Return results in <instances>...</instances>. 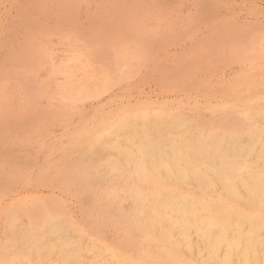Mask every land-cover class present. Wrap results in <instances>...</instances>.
<instances>
[{"label": "rangeland", "instance_id": "1", "mask_svg": "<svg viewBox=\"0 0 264 264\" xmlns=\"http://www.w3.org/2000/svg\"><path fill=\"white\" fill-rule=\"evenodd\" d=\"M141 11H142V13H141ZM202 13H204V14H202ZM131 24H133V25H131ZM262 29L264 30V0H0V96H1L0 97V101H1L0 102V137L2 138V139L0 138L1 139L0 140V178L2 177L0 180V186H1L0 191H2V192H0V198L2 199V200L0 199V204H1L0 208L2 207L0 209V218H1L0 219V222H1L0 223V233H1L0 234V248L2 247L1 249H3V250L0 249V255H1L0 256L1 257L0 258V264H13V263L14 264H23V262L18 259L19 258L18 253H19L20 247H21L20 242L22 240L21 236H24L25 233H27V234L30 233V231L33 228V226H31V222L33 219L35 220L36 218H38V215L40 217L41 215H45V214H47L49 217L51 216L50 218H55L54 221H56L55 223L59 224L58 227L61 229L65 239H67L68 241H70L72 243H75L76 240L77 241L79 240V242H76L75 246H78L80 249L86 250V249H89L91 245H93V246L97 247V250L101 251V250L106 249V250H109L108 252H111V254L118 252V251H120L121 253H127L128 249H126V248H128V243H127L128 236L139 239V233L134 228V224L132 223V220H131L130 201L127 197L128 193H127V191H125L127 188L122 181H120L119 179H117V177H115V175L107 174L104 166H102L103 162L99 159V153H98L96 147L93 148L88 143H85L84 141H82L81 140L82 134H85V132L88 130H92L95 124H98L101 122H107V125H108V124H111L113 122L121 123L125 120H130L133 118H139V113L143 110H146L147 113H149V114L152 113V115H155L158 113L181 114L182 116H185L187 118L191 117L190 119L200 123L199 125L207 126V125H210V123H212L213 121H216L220 117V116L218 117L216 114H218V115L224 114L226 111L229 110L230 107L231 108L236 107L237 109H246L247 107L248 108H252V107L264 108V102H262V101H264V81H261V80H264V78H262V77H264V73L262 72V71H264V64H263L264 60H262V59H264V58H262V59L256 58V55L259 54L261 52L260 49H262V41L263 40L261 41V39H263V38L262 37L260 38V35L262 33L264 34V31H261ZM153 31H154V33L152 34L151 32H153ZM248 31H250V35L248 34ZM245 32H247V33H245ZM260 32H261V34H259ZM171 34L173 37L171 36ZM240 34H244V35H240ZM263 34H262V36H263ZM245 35H246V39L244 40ZM147 36H149V37L147 38ZM168 36H170V38H168ZM247 36H248V38H247ZM129 37H130V39H129ZM131 38H135V42ZM138 38L140 41L138 40ZM151 38H152V40H151ZM255 38H257V39H255ZM249 39L252 41H250ZM143 40H144V43H142ZM236 40H238V43L240 40L241 44L240 43L238 44L236 42ZM253 40H255V41H253ZM257 40L259 42V47H261V48L258 47V49H256L257 48L256 45L258 46ZM248 41H250L252 44L249 43ZM234 42H235L236 47H235V45L232 46V44H234ZM246 42L249 44H247ZM253 42H255V43H253ZM137 43H138V45H137ZM66 44H68V45H66ZM56 45H57V47H56ZM115 45H116V47H115ZM143 45H144V47L142 48L141 46H143ZM227 45H228V47H227ZM240 45H243V46L241 47ZM246 45L247 46L250 45L249 46L250 48L247 47ZM125 46L128 49H126ZM134 46H135V48L136 47H138V48H136V50H135ZM64 47H66V48H64ZM144 48H146V49L143 52L142 49H144ZM230 48H232L234 50V52H231L232 49H230ZM247 48H249L248 50H251L252 53L255 52V53H253V57H255V58L252 59V61H251V59H249L251 64L247 63V61H248L247 57H252V53L250 51H247ZM46 49H47L48 54L46 52ZM48 49H50V50H48ZM115 49H119V50L123 49V50L122 51L120 50L121 53H118L119 50H117V52H116ZM40 50H41V53H43L45 56H43V54L40 53ZM76 50H77V52H76ZM93 50H95V51H93ZM130 50L132 51L131 52L132 55H130ZM226 50H227V52H226ZM237 50H239V52L241 53L240 54L238 52L240 54V56L236 52ZM60 51L63 52V56L65 55L64 57H66V58H64L62 56V53H60ZM123 51L125 52L124 54H127L126 56L123 55ZM108 52H109V54H108ZM246 52H250L251 54L246 53ZM38 53H40V55ZM90 53H94V54H92L93 56L91 55V57H92L91 59L89 58ZM133 53L136 54V57ZM231 53L233 56L235 55L234 58L231 55ZM78 54H80L79 57H78ZM142 54L146 57L145 59H144V56ZM195 54H197V55H195ZM71 55H74V56H71ZM75 55L77 56V58ZM116 55H118L120 59L124 58V60L122 59L123 60L122 64L126 63L124 66L120 63L121 61L119 60V58L117 59ZM128 55L130 57H132L131 61H127V60H130ZM140 55H142L141 59H143V61L139 60ZM244 55H245V57H244ZM40 57H41V59H40ZM47 57L50 60H48ZM61 57L64 59H61ZM74 57H75V59H73ZM81 57H83V58H81ZM115 57H116V60H115ZM235 57H237V58H235ZM241 57L244 60L240 61ZM43 58L44 59L46 58L48 61L46 59H45L46 60L45 61ZM57 58H59L62 62H64L65 65L61 61L57 62V60L59 61V59H57ZM79 58H80V60H79ZM85 58H87L89 60L87 61V59H85ZM246 58H247V61H246L247 64L244 62ZM70 59H73V62H72V60L70 61ZM77 59H78V61H77ZM83 59H84V61H83ZM125 59H127L126 62H125ZM74 60H76V61L74 62ZM90 60L93 61V63ZM230 60H231V62H230ZM238 60H239V62H238ZM49 61H51V62H49ZM67 61H69V62L66 63ZM114 61H116V62L114 63ZM140 61H141V63H143L142 65H140L141 64ZM254 61H256L257 63ZM259 61H261V62H259ZM78 62L80 64H78ZM106 62H108L107 65H106ZM132 62H134L136 64H134ZM86 63L88 66L84 67V65H86ZM127 63H129L130 67ZM208 63H210V64H208ZM254 63H255V65H254ZM39 64H40V66H39ZM81 64H83L82 67H81ZM103 64H105V65L103 66ZM112 64L115 65V67L117 65V68L120 66H123V70H124V68L126 69V66H127L128 69L124 70V73H122V77L124 75L125 77H123V78L125 80L122 77H120L119 78L120 81H119V79H117L116 82H112L114 80L111 79V82H112L111 83L110 79H109V82L105 83L106 86H104V84L100 85L101 79L105 75H110L113 73L114 70L115 71L117 70V68H115V67H113L114 69L112 68ZM138 64H139V67H138ZM240 64H242V65H240ZM258 64H260V65H258ZM48 65H52V66L50 67ZM131 65L134 67H135V65H137V66L134 68ZM248 65L252 66V68L251 67L247 68ZM58 66L60 67L59 69H58ZM89 66L91 68H89ZM242 66H244V67H242ZM39 67L40 68L42 67L41 68L42 70L39 69ZM55 67H57L58 70ZM61 67H62V69H61ZM64 67H66V68H64ZM67 68H68V70H67ZM69 68L72 70H70ZM83 68H85V69H83ZM106 68H107V70H106ZM132 68L134 70H132ZM92 69H93V72L91 71ZM103 69L105 72L104 74L102 73ZM110 69H113V70L108 71ZM255 69H257V70H255ZM49 70H51V71H49ZM88 70H89V76H91V79L88 76ZM98 70H100V72L102 71L101 75H100V72ZM123 70H122V72H123ZM44 71H46V72H44ZM62 71H64V72L66 71V72L64 73ZM68 71L70 73L72 72L73 75L70 74ZM125 71H126V73H125ZM51 72H52V74H51ZM108 72H109V74H107ZM257 72H258V74H257ZM65 74L69 75V76L65 77ZM86 74H87V76H86ZM95 74H97V75H95ZM50 75H53V76H51L52 79H50L51 78ZM98 75H100V76H98ZM243 75H245V77ZM96 76H97V78H96ZM239 76H241V77H239ZM252 76H255V77H252ZM64 77H65V79H64ZM77 77H79V78H77ZM209 77H211V78H209ZM85 78L87 79L86 82L84 81ZM234 78H235V80H233ZM67 79L68 80L70 79V80L67 82L66 81ZM76 79H78V81ZM249 79H253V80L251 81ZM44 80H46V81H44ZM47 80H48V82H47ZM53 80L55 81V83L53 82ZM88 80L91 82V85H90V82H87ZM92 80H94V81H92ZM231 80H233L234 82ZM37 81H39L40 83L39 82L37 83ZM50 81H52V82H50ZM63 81L66 84H64ZM211 81L213 84L211 83ZM94 82L96 84H94ZM246 82H248V83H246ZM34 83L37 85H35ZM46 83H47V86H45ZM69 83H71V84H69ZM80 83L83 85H80ZM68 84L70 85L69 87L67 86ZM87 84H89L88 86H97L98 91H100L101 90L100 88H102V90H101L102 94H101V91L98 92L99 93L98 94L99 97H98L97 91H96V94L94 96L85 97V98L79 99V100L78 99H71L70 100V99L66 98L67 92L70 93V92H72L73 89H75L77 87L78 88H81V87L85 88V86ZM41 85L43 87H41ZM56 85H57V87H56ZM98 85H100V86L98 87ZM217 85L219 87H215ZM238 85H239V87H238ZM245 85H248L249 88ZM29 86H30V88H31V86L36 87V88H34V89L31 88L32 89L31 90L30 88H28ZM205 86H207V87H205ZM222 86H225V87H222ZM208 87H209V89H208ZM205 88H207V89L205 90ZM216 88H219L218 91ZM48 89H49V91H48ZM50 89H51V91H50ZM54 89L57 90L58 92L57 91L54 92L55 91ZM226 89L228 91H226ZM233 89H234V94L236 93L235 95L232 92ZM23 90H24V92L25 91L28 92V90L30 92H28V95H27L26 92L23 93ZM44 90H46V91H44ZM66 90H67V92H66ZM199 90H201V92ZM21 91H22V93H21ZM31 91H34V92H32V93H34L33 95L31 94ZM207 91L208 92L210 91V92L208 93ZM222 91H224V93ZM229 91H231V92H229ZM104 92H105V94H104ZM190 92H192V93H190ZM202 92H203V94H202ZM29 93H30L31 97H29ZM45 93L51 99L47 95H45ZM217 93H218V95H217ZM231 93H232V96H231ZM245 93H247V94H245ZM50 94H52V96ZM59 94H61V95H59ZM63 94H64V96H63ZM219 94H223V95H219ZM224 94H225V96H224ZM241 94L247 95V96H245V98H244V96ZM205 95H207V96H205ZM200 96H202V97H200ZM237 96H239V97H237ZM259 96H260V98H259ZM36 97H38V98L36 99ZM55 97H56V99H55ZM126 97H128V98H126ZM179 97H181V99ZM209 97H211V98H209ZM202 98H204V99H202ZM27 99H28V101H27ZM30 99H31V104L33 103L32 105L34 107V110L32 108V105L28 104V103H30ZM57 99H61V100L57 101ZM67 100H68V102L71 101L72 104H70V102L68 104ZM73 100L75 101L74 104L72 102ZM165 100H166V102H165ZM247 100L248 101L250 100V102H248ZM24 101H25V103H24ZM61 101H63V102H61ZM124 101L125 102L127 101V102L125 103ZM168 101H170V102H168ZM195 101H197V102H195ZM237 101H238V103H237ZM46 102L49 104L51 103V104L49 105ZM216 102H218V103H216ZM240 102H242V104H240ZM79 103H80V105H79ZM190 103H192V104L190 105ZM197 103H199V104H197ZM244 103H246V104H244ZM253 103H254V105H253ZM67 104H68V106H67ZM137 104H138V106H137ZM228 104L230 107L227 108L226 110L225 109L223 110L222 106H227ZM235 104H236V106H235ZM60 105H61V107H60ZM212 105L215 109L212 108ZM239 105L241 106V108ZM120 106H122V107H120ZM168 106H169V111H171V112L168 111V108H167ZM35 107H38V108H35ZM63 107H65L64 108L65 112L63 110ZM69 107L73 108L74 110L71 109L73 111H70ZM79 107H80V109H79ZM195 107H197V108H195ZM243 107H245V108H243ZM27 108H28V111H27ZM136 108H138L139 110H137ZM191 108H192V110H191ZM47 109H48V111H47ZM92 109H94V111ZM180 109L181 110L183 109V112ZM52 110H53V113L50 112ZM57 110H58V112H57ZM115 110H116V112H114ZM207 110H209V111H207ZM68 111H70V112H68ZM130 111H131V113H130ZM176 111H180V112H176ZM86 112H88V113H86ZM95 112H96L97 116H96ZM107 112H111V113H109L110 115ZM134 112H135V114H132ZM218 112H220V113H218ZM39 113H40V115H39ZM57 113H58V115L56 116ZM85 114L88 116H85ZM123 114H124V116H123ZM46 115H47V117H46ZM54 115H55L56 119H55ZM61 115L62 116L65 115L66 117L65 116L62 117ZM99 115H100V117H99ZM117 116H118V118H116ZM121 116L122 117L126 116V117L122 118ZM36 117H37V119H36ZM51 117H52V119H51ZM98 117L100 119H98ZM107 117H109V118H107ZM81 118H83V119H81ZM113 118H115V119H113ZM203 118H204V120H203ZM116 119H119V121ZM33 120H36L37 122L34 121L35 122L34 123ZM59 120L61 122H59ZM65 120L67 121V124H66ZM68 120H70L71 122ZM48 121L51 122V124L48 123ZM63 124L65 125V127L63 126ZM72 124H73V126H72ZM5 125H8V126L6 127ZM38 125H40V127ZM57 125H59V126H57ZM79 125H81V127ZM33 126H35V128ZM46 126H47V128H46ZM60 126H62V127H60ZM83 126H85V127H83ZM9 128H11V129H9ZM62 128H63V130H65L64 132H63V130H61ZM74 128H76V129H74ZM85 128H87V129H85ZM7 129H8V131H7ZM40 129H42V130H40ZM15 130H16V132H15ZM20 130H22V131H20ZM37 130H38V132H37ZM70 130H71V132H70ZM33 131H36L37 133H35V132L33 133ZM42 131L46 132V134L42 133ZM9 132H11V133H9ZM18 132H19V134H16ZM21 132H22V134H21ZM13 133H15V135ZM34 134H35V137H33ZM37 135H39L40 137ZM43 135L44 136L46 135V137L43 138ZM53 135H54V137H53ZM75 135H77V136H75ZM48 136H50V137H48ZM8 137H11V138H8ZM18 137H20L21 139ZM22 137L26 138V139L23 138V140H25V141H22ZM41 138H42V141H41ZM63 138H65V139L63 140ZM34 140H36L35 143H33ZM78 141H80V143ZM1 143L2 144L5 143V144L2 145ZM12 143L17 144V145L13 146L14 144H12ZM44 143H46V144H44ZM82 143H83V145H81ZM58 144H60V145H58ZM28 145H29V147H28ZM69 145H71L72 147H68ZM30 146H31V150H30ZM15 148H17V149H15ZM23 149H25V150H23ZM86 150H89V151H86ZM21 152H22V154H21ZM84 153L86 154V156ZM105 153H109V151H105ZM56 155H58V156H56ZM101 155L103 158L104 154H101ZM68 156H70V157H68ZM50 158L53 161L56 159L55 160L56 162H53ZM45 159L48 161H46ZM68 159H71V160H68ZM33 161H34V163H33ZM70 161H72V162L74 161L73 164ZM90 161H91V163H90ZM83 162H85V163L88 162L87 163L88 166H87V164H85ZM37 164H38V166H36ZM46 164H48V165H46ZM44 165L47 167H45ZM49 165H50V170L48 167ZM53 165H55V167ZM65 165H67V166H65ZM84 165H86V166H84ZM91 165L99 167L101 175H99L98 177L93 176V178H91V176H90V178L87 180V183H86L85 181L81 180L78 177V174L80 172L87 171L89 167H91L93 169L94 166L92 167ZM51 166L54 168H52ZM59 166H61V167L59 168ZM20 167H22V168H20ZM56 167H57V169H55ZM70 167L74 171H72V169ZM8 168H10V169H8ZM35 168H36V170H35ZM62 168H63L64 173H62L63 172ZM79 168H82V169H79ZM47 169H48V171H47ZM52 169H55V171ZM17 170H20V171L18 172ZM22 171H23V173H22ZM39 171H40V173H39ZM43 171L45 174L43 173ZM53 171L54 172L58 171V172H56V173H58V175L56 173H54ZM101 171H102V173H101ZM11 172H13V173H11ZM72 172H73V174H72ZM7 173L8 174L10 173V175H8ZM34 173H36V174H34ZM51 173H53V174H51ZM54 174H56V175H54ZM73 175H75V176H73ZM104 175H106V176H104ZM7 176H10V177H7ZM48 176L51 178H49ZM103 177H104V179H103ZM76 178H78V179L75 180ZM16 179H17V182H16ZM31 179H33V180L31 181ZM71 179H72V181H71ZM50 180H52V181L50 182ZM73 180H74V182H73ZM108 182L109 183L111 182V184L109 185ZM20 183H23V185ZM32 183H34L33 186H32ZM37 183L39 185L38 188H37V186H35ZM13 185H15V186H13ZM42 185H44L45 188H48L50 186V188L45 189ZM94 185H96V186H94ZM102 185L104 186L105 189L102 187ZM7 186H9V187H7ZM60 186H63V187H60ZM109 187H110V189H109ZM111 187H113V188H111ZM86 188H88V189L86 190ZM9 189H11V190H9ZM3 190H5V191H3ZM96 190H100V191L96 192ZM23 191H24V193H23ZM53 191H54V193H53ZM62 192L64 193L65 196L61 195V194H63ZM3 193H5L7 195V197ZM51 193L53 195H51ZM73 193L75 194V196L73 195ZM94 193L95 194L100 193V194L95 195ZM1 194H2V196H1ZM81 194H82V196H81ZM27 195H29V196L27 197ZM66 195H67V197H66ZM61 196H63V197H61ZM2 197L5 199H3ZM31 197H32V199H31ZM43 197H45V198H43ZM69 197L70 198L73 197V198H71L73 200H71ZM80 197L84 198V199L82 200ZM27 198H29V199H27ZM39 198H42V199H39ZM62 198H64V200ZM51 199H54V200L52 201ZM67 199H68V201H67ZM78 199H79V201H78ZM120 199L122 201H120ZM35 200H37V201H35ZM65 200H66V202H64ZM118 200L121 202V204L119 203ZM10 201H12V202H10ZM22 201H23V203L24 202L25 203L23 204ZM38 201L39 202L41 201L40 202L41 205L39 203H36ZM43 201H44V203H43ZM56 201H57V203H56ZM94 202H95V204H94ZM20 203H22L24 206H22V204H20ZM64 203H65V205H64ZM102 203L105 204L107 207L105 205H103ZM16 204H17V206H16ZM53 204H55V205H53ZM72 204H74V205H72ZM117 204H118V206H117ZM115 205L118 209H116ZM37 206H38L39 211H38V209H36ZM87 206H89V207L91 206V207L89 208ZM41 207H43V208H41ZM72 207H74V208H72ZM93 207H95V208H93ZM114 207H115V209H114ZM55 208H57V209H55ZM110 208H111V210H110ZM127 208H129V209L126 210ZM67 209L70 210L71 213ZM83 209H85V210H83ZM80 210H81V212H80ZM122 210L127 211L128 213L122 212ZM72 211H74V212H72ZM83 211H84V213H83ZM48 212H50V214ZM52 212L53 213L55 212V214H52ZM94 212L96 214H94ZM42 213H44V214H42ZM58 213H59V215H58ZM66 213H67V215H66ZM78 213H81V216ZM89 213H91L92 215ZM102 213H104V214H102ZM17 214L20 216H18ZM25 214H26V216H25ZM97 214H98V217H97ZM6 215H9V216H6ZM21 215H22V217H21ZM56 215L58 216V218ZM61 215H63L64 217ZM27 216H28V218H27ZM88 216L91 218L92 217H94V218L91 219ZM108 216H109V218H108ZM59 217H61V219ZM17 218H19L21 221ZM24 219H27V220H24ZM63 219H64V221H62ZM84 219H86L85 222L89 221L90 224H89V222H88V224L85 223ZM77 220H78V222H77ZM113 221H115V222H113ZM10 222H12V223H10ZM13 224L16 226H14ZM79 224H81V225H79ZM125 224H126V227H124ZM7 225H9V226H7ZM52 225H53L52 223H49L47 225V227L52 226ZM83 225H85V226H83ZM102 225H103V227H102ZM118 226H120V227H118ZM13 227L14 228L16 227L18 229L15 228V229L11 230V228H13ZM19 227H20V229H19ZM83 227H85L84 229H85L86 233L84 232ZM90 227H92V228H90ZM94 227H96L98 229H96ZM9 228H10V230H9ZM120 228H121V230H120ZM16 230H17V232H16ZM41 230H42V227L38 228L37 233L41 234L40 233ZM78 231H82V232H78ZM92 231H94V232H92ZM89 232H90V235H89ZM111 232H114V233H111ZM22 233H23V235H22ZM6 235H7V237H6ZM3 236H5V237H3ZM115 236H117V237H115ZM8 237L10 239H12L13 241L9 240ZM18 238L20 240H18ZM114 239H115V241H113ZM6 242H9V243H6ZM19 243H20V245H18ZM125 243H126V245H125ZM5 244H7V245H5ZM107 246H108V248H107ZM84 247H86V248H84ZM113 247H115L116 249H114ZM121 249H124L125 251H123ZM82 255H84L86 260H91V259L95 258L96 254L94 252H89V251L84 252L83 251ZM1 260H2V262H1ZM3 261H5V262H3ZM50 262H51L50 260L47 261V263L53 264L52 262L51 263Z\"/></svg>", "mask_w": 264, "mask_h": 264}, {"label": "bare ground", "instance_id": "2", "mask_svg": "<svg viewBox=\"0 0 264 264\" xmlns=\"http://www.w3.org/2000/svg\"><path fill=\"white\" fill-rule=\"evenodd\" d=\"M199 4V3H198ZM204 8V7H203ZM202 9V8H201ZM139 10V9H138ZM207 10V9H206ZM133 11V10H132ZM142 13V11H141ZM146 13V12H145ZM204 14V13H202ZM192 15V14H191ZM141 16V15H140ZM135 17V16H134ZM189 17V16H188ZM193 17V16H192ZM120 18V17H119ZM143 18V17H142ZM191 18V17H190ZM133 19V18H132ZM141 21V20H140ZM139 21V22H140ZM185 21V20H184ZM133 25V24H131ZM185 25V24H184ZM133 30V29H132ZM166 30V29H165ZM249 30V29H248ZM160 31V30H159ZM179 31V30H178ZM261 31H264L263 29ZM256 32V31H255ZM129 33V32H128ZM140 33V32H139ZM147 33V32H146ZM152 34L154 33L151 32ZM157 33V32H156ZM171 33V32H170ZM169 33V34H170ZM247 33V32H245ZM75 34V33H74ZM130 34V33H129ZM143 34V33H142ZM250 35V31H248ZM257 34V33H256ZM261 34V32L259 33ZM263 34V33H262ZM260 38L262 41V49L256 55V58H264V34ZM139 35V34H138ZM144 35V34H143ZM147 35V34H146ZM145 35V36H146ZM162 35V34H161ZM177 35V34H176ZM226 35V34H225ZM235 35V34H234ZM244 35V34H240ZM239 35V36H240ZM254 35V34H253ZM129 36V35H128ZM150 36V35H149ZM147 36V38L149 37ZM154 36V35H153ZM172 36V34H171ZM175 36V35H174ZM227 36V35H226ZM133 37V36H132ZM173 37V36H172ZM231 37V36H230ZM170 38V36H168ZM205 38V37H204ZM229 38V37H228ZM248 38V36H247ZM258 38V37H257ZM255 38V39H257ZM130 39V37H129ZM135 42V38H131ZM246 39V35L244 40ZM120 40V39H119ZM128 40V39H127ZM137 40V39H136ZM139 40V38H138ZM148 40V39H147ZM152 40V38H151ZM250 40V39H249ZM122 41V40H121ZM140 41V40H139ZM232 41V40H231ZM252 41V40H250ZM248 41L249 43H251ZM255 41V40H253ZM124 42V41H123ZM149 42V41H148ZM208 42V41H207ZM238 43V40H236ZM68 43V42H67ZM70 43V42H69ZM82 43V42H81ZM86 43V42H85ZM129 43V42H128ZM144 43V40L143 42ZM152 43V42H151ZM203 43V42H202ZM229 43V42H228ZM239 43L241 44L240 40ZM238 43V44H239ZM243 43V42H242ZM247 43V42H246ZM247 43V44H249ZM255 43V42H253ZM259 47V42L257 40ZM256 43V44H257ZM72 44V43H71ZM122 44V43H121ZM134 44V43H133ZM163 44V43H162ZM231 44V43H230ZM252 44V43H251ZM58 45V44H57ZM56 45V47H57ZM61 45V44H60ZM68 45V44H66ZM83 45V44H82ZM112 45V44H111ZM120 45V44H119ZM138 45V43H137ZM142 45V44H141ZM147 45V44H146ZM149 45V44H148ZM151 45V44H150ZM158 45V44H157ZM235 45L232 44V46ZM254 45V44H253ZM64 46V45H63ZM73 46V45H72ZM136 46V45H135ZM134 46V48H135ZM153 46V45H152ZM169 46V45H168ZM241 47L243 45H240ZM247 46V45H246ZM245 46V47H246ZM248 45L247 47H249ZM54 47V46H53ZM62 47V46H61ZM89 47V46H88ZM110 47V46H109ZM108 47V48H109ZM116 47V45H115ZM126 47V46H125ZM132 47V46H131ZM142 48L144 47L141 46ZM149 47V46H148ZM226 47V46H225ZM228 47V45H227ZM236 47V45H235ZM244 47V48H245ZM66 48V47H64ZM94 48V47H93ZM138 48V47H136ZM135 48V50H136ZM238 48V47H237ZM250 48V47H249ZM249 48H247V51ZM252 48V47H251ZM254 48V47H253ZM261 48V47H259ZM54 49V48H53ZM62 49V48H61ZM60 49V50H61ZM71 49V48H70ZM92 49V48H91ZM125 49V48H124ZM126 49H128L126 47ZM140 49V48H139ZM146 48L142 49L143 52ZM232 49V48H230ZM44 50V49H43ZM50 50V49H48ZM58 50V49H57ZM63 50V49H62ZM61 50V51H62ZM67 50V49H66ZM87 50V49H86ZM99 50V49H98ZM110 50V49H109ZM119 49H115L117 52ZM121 50V49H120ZM119 50V51H120ZM123 50V49H122ZM121 50V51H122ZM134 50V51H135ZM62 56H63V52ZM73 51V50H72ZM95 51V50H93ZM118 53H121V51ZM243 51V50H242ZM45 52V51H44ZM47 52V49H46ZM68 52V51H67ZM77 52V50H76ZM98 52V51H97ZM132 51L130 50V55ZM227 52V50H226ZM231 52H234L232 49ZM237 53L239 50L236 51ZM250 52H246L251 54ZM41 53V50H40ZM40 53H38L40 55ZM87 53V52H86ZM85 53V54H86ZM123 55L126 56L127 54ZM127 53V52H126ZM129 53V52H128ZM135 53V52H134ZM133 53V54H134ZM236 53V54H237ZM240 53V52H239ZM238 53V54H239ZM255 53V52H253ZM247 57L245 63L251 64L250 60L255 57ZM43 54V53H41ZM48 54V52H47ZM68 54V53H67ZM72 54V53H71ZM76 54V53H75ZM90 53L89 58L91 59ZM96 54V53H95ZM98 54V53H97ZM109 54V52H108ZM117 54V53H116ZM139 54V53H138ZM137 54V55H138ZM144 54V53H143ZM142 54V55H143ZM148 54V53H147ZM234 54V53H233ZM241 54V53H240ZM239 54V56H240ZM58 55V54H57ZM80 54H78L79 57ZM84 55V54H83ZM136 57V54H134ZM142 55H140L141 59ZM146 55V54H145ZM149 55V54H148ZM197 55V54H195ZM221 55V54H220ZM232 55V53H231ZM246 55V54H245ZM244 55V57H245ZM43 56H45L43 54ZM65 56V55H64ZM63 56V57H64ZM74 56V55H71ZM76 56V55H75ZM93 56V55H92ZM100 56V55H99ZM122 56V55H121ZM129 56V55H128ZM144 56V55H143ZM233 56V55H232ZM235 56V55H234ZM233 56V58H234ZM237 56V55H236ZM42 57V56H41ZM40 57V59H41ZM113 57V56H112ZM117 59L119 58L116 55ZM115 57V60H116ZM134 57V58H135ZM138 57V56H137ZM183 57V56H182ZM215 57V56H214ZM48 58V57H47ZM60 58V57H59ZM57 58V59H59ZM66 58V57H64ZM61 57V59H64ZM68 58V57H67ZM77 58V56H76ZM83 58V57H81ZM101 58V57H100ZM110 58V57H109ZM126 58V57H125ZM128 58V57H127ZM125 59L127 61H131ZM139 58V57H138ZM137 58V59H138ZM146 57L144 56V59ZM232 58V57H231ZM232 58V59H233ZM237 58V57H235ZM39 59V58H38ZM44 59V58H43ZM46 59V58H45ZM44 59V60H45ZM53 59V58H52ZM75 59V57L73 58ZM73 59H70V61ZM87 59V58H85ZM114 59V58H113ZM124 58H119L122 64ZM136 59V60H137ZM204 59V58H203ZM214 59V58H213ZM229 59V58H228ZM47 60V59H46ZM45 60V61H46ZM48 60H50L48 58ZM47 60V61H48ZM68 60V59H67ZM80 60V58H79ZM89 59H87L88 61ZM107 60V59H106ZM134 60V59H133ZM205 60V59H204ZM212 60V59H211ZM240 60V59H239ZM238 60V62H239ZM244 59L241 60L242 61ZM257 60V59H256ZM264 60V59H262ZM57 60V62H60ZM64 61V60H63ZM76 60H74L75 62ZM78 61V59H77ZM84 61V59H83ZM91 61V60H90ZM118 61V60H117ZM140 61V63H141ZM187 61V60H186ZM214 61V60H213ZM42 62V61H41ZM44 62V61H43ZM51 62V61H49ZM56 62V61H55ZM62 62V61H61ZM67 61L66 63H68ZM86 62V61H85ZM93 63V61H91ZM116 61H114L115 63ZM231 62V60H230ZM256 62V61H254ZM261 62V61H259ZM264 62V61H263ZM64 64V62H62ZM61 63V64H62ZM88 63V62H87ZM86 63L85 66H88ZM95 63V62H94ZM108 62H106L107 65ZM134 63V62H132ZM203 63V62H202ZM206 63V62H205ZM246 63V64H247ZM257 63V62H256ZM46 64V63H45ZM74 64V63H73ZM78 64H80L78 62ZM89 64V63H88ZM126 63L122 64L123 66ZM129 65V63H127ZM136 64V63H134ZM141 63L140 65H142ZM210 64V63H208ZM239 64V63H238ZM243 64V63H242ZM240 64V65H242ZM245 64V65H246ZM264 64V63H263ZM65 65V64H64ZM67 65V64H66ZM83 64H81L82 67ZM90 65V64H89ZM96 65V64H95ZM105 64H103L104 66ZM120 65V64H119ZM213 65V64H212ZM244 65V64H243ZM253 65V64H252ZM255 65V63H254ZM260 65V64H258ZM257 65V66H258ZM38 66V65H37ZM40 66V64H39ZM52 66V65H48ZM79 66V65H78ZM93 66V65H92ZM123 66L117 68V65L112 64V68L117 70L113 71L110 75H105L101 79L100 85L111 82V79L116 82L117 79L122 77V73L126 69ZM132 66V65H131ZM137 65H135L136 67ZM165 66V65H164ZM195 66V65H194ZM201 66V65H200ZM34 67V66H33ZM130 67V65H129ZM134 67V66H132ZM134 67V68H135ZM139 67V64H138ZM244 67V66H242ZM247 67V66H246ZM252 68L248 65L247 68ZM42 68V67H41ZM39 67V69H41ZM57 69V67H55ZM60 67L58 66V69ZM66 68V67H64ZM71 68V67H70ZM69 68V69H70ZM75 68V67H74ZM80 68V67H79ZM89 68H91L89 66ZM103 68V67H102ZM109 68V67H108ZM246 68V69H247ZM254 68V67H253ZM36 69V68H35ZM57 69V70H58ZM62 69V67H61ZM60 69V70H61ZM82 69V68H81ZM80 69V70H81ZM85 69V68H83ZM105 69V68H104ZM103 69V74L105 73ZM114 69V68H113ZM110 69L108 71H112ZM138 69V68H137ZM165 69V68H164ZM182 69V68H181ZM261 69V68H260ZM263 69V68H262ZM42 70V69H41ZM66 70V69H65ZM68 70V68H67ZM72 70V69H70ZM69 70V71H70ZM79 70V69H78ZM107 70V68H106ZM123 70V72H122ZM132 70H134L132 68ZM257 70V69H255ZM47 71V70H46ZM44 71V72H46ZM51 71V70H49ZM48 71V72H49ZM54 71V70H53ZM56 71V70H55ZM68 71V72H69ZM87 71V70H86ZM93 72V69L91 70ZM96 71V70H95ZM100 72V70H98ZM196 71V70H195ZM253 71V70H252ZM58 72V71H57ZM61 72V71H60ZM64 72V71H62ZM66 72V71H65ZM64 72V73H65ZM74 72V71H73ZM83 72V71H82ZM100 72V75H101ZM107 72V71H106ZM128 72V71H127ZM136 72V71H135ZM247 72V71H246ZM249 72V71H248ZM264 73V71H262ZM70 73V72H69ZM68 73V74H69ZM75 73V72H74ZM126 73V71H125ZM130 73V72H129ZM137 73V72H136ZM239 73V72H238ZM50 74V73H49ZM52 74V72H51ZM62 74V73H61ZM70 74L73 75L71 72ZM81 74V73H80ZM93 74V73H92ZM91 74V75H92ZM109 74V72L107 73ZM242 74V73H241ZM258 74V72H257ZM48 75V74H47ZM75 75V74H74ZM97 75V74H95ZM98 75V76H100ZM252 75V74H251ZM53 75H50V77ZM61 76V75H60ZM69 75L65 74V77ZM81 76V75H80ZM87 76V74H86ZM89 76V70H88ZM235 76V75H234ZM238 76V75H237ZM236 76V77H237ZM245 77V75H243ZM64 77V79H65ZM71 77V76H70ZM69 77V78H70ZM76 77V76H75ZM123 77H125L123 75ZM122 77V78H123ZM223 77V76H222ZM241 77V76H239ZM255 77V76H252ZM47 78V77H46ZM58 78V77H57ZM79 78V77H77ZM91 79V76H89ZM93 78V77H92ZM97 78V76H96ZM211 78V77H209ZM259 78V77H258ZM264 78V77H262ZM52 79V77L50 78ZM56 79V78H55ZM54 79V80H55ZM63 79V80H64ZM83 79V78H82ZM89 79V80H90ZM124 79V78H123ZM240 79V78H239ZM254 79V78H253ZM249 79V80H253ZM49 80V79H48ZM47 80V82H48ZM53 82L55 83V81ZM59 80V79H58ZM70 80V79H69ZM66 80L67 82L69 81ZM73 80V79H72ZM78 81V79H76ZM75 80V81H76ZM85 78V82H86ZM87 82H90V81ZM95 80V79H94ZM92 80V81H94ZM122 80V79H121ZM125 80V79H124ZM235 80V78L233 79ZM231 80V81H233ZM241 80V79H240ZM46 81V80H44ZM60 81V80H59ZM62 81V80H61ZM83 81V82H84ZM120 81V79H119ZM123 81V80H122ZM121 81V82H122ZM264 81V80H261ZM35 82V81H34ZM39 81H37L38 83ZM52 82V81H50ZM81 82V81H80ZM100 82V81H99ZM111 82V83H112ZM234 82V81H233ZM232 82V83H233ZM238 82V81H237ZM243 82V81H242ZM40 83V82H39ZM57 83V82H56ZM64 83V81H63ZM62 83V84H63ZM74 83V82H73ZM76 83V82H75ZM78 83V82H77ZM82 83V82H81ZM80 85H83L81 84ZM98 83V82H97ZM212 83V81H211ZM248 83V82H246ZM35 84V83H34ZM53 84V83H52ZM66 84V83H64ZM71 84V83H69ZM67 85L68 87L70 85ZM94 84H96L94 82ZM114 84V83H113ZM213 84V83H212ZM33 85V84H32ZM37 85V84H35ZM79 85V86H80ZM85 88L71 89L72 92H66L67 99H83L99 94L102 90L98 91L97 86H88ZM91 85V82H90ZM93 85V84H92ZM98 85V87L100 86ZM257 85V84H256ZM47 86V83L45 84ZM72 86V85H71ZM78 86V85H77ZM210 86V85H209ZM227 86V85H226ZM231 86V85H230ZM248 87V85H245ZM41 87H43L41 85ZM50 87V86H49ZM57 87V85H56ZM102 87V86H101ZM112 87V86H111ZM207 87V86H205ZM215 87H219L218 85ZM221 87V86H220ZM225 87V86H222ZM239 87V85H238ZM261 87V86H260ZM30 88V86L28 87ZM31 88H36L31 86ZM30 88V89H31ZM38 88V87H37ZM249 88V87H248ZM60 89V88H59ZM58 89V90H59ZM105 89V88H104ZM207 88H205L206 90ZM209 89V87H208ZM217 91L219 88H216ZM225 89V88H224ZM32 90V89H31ZM38 90V89H37ZM55 90V89H54ZM214 90V89H213ZM243 90V89H242ZM246 90V89H245ZM35 91V90H34ZM34 91H31L33 95ZM46 91V90H44ZM49 91V89H48ZM47 91V92H48ZM51 91V89H50ZM55 90L54 92H56ZM60 91V90H59ZM70 91V90H69ZM106 91V90H105ZM193 91V90H192ZM198 91V90H197ZM201 92V90H199ZM220 91V90H219ZM225 91V90H224ZM224 91H222L224 93ZM226 91H228L226 89ZM238 91V90H237ZM28 95V90L25 91ZM23 90V93H25ZM36 92V91H35ZM58 92V91H57ZM195 92V91H194ZM208 92V91H207ZM210 92V91H209ZM208 92V93H209ZM221 92V91H220ZM231 92V91H229ZM234 94V89H233ZM20 93V92H19ZM22 93V91H21ZM49 93V92H48ZM60 93V92H59ZM62 93V92H61ZM187 93V92H186ZM192 93V92H190ZM244 93V92H243ZM255 93V92H254ZM43 94V93H42ZM53 94V93H52ZM52 94H50L52 96ZM102 94V91H101ZM105 94V92H104ZM185 94V93H184ZM203 94V92H202ZM229 94V93H228ZM236 94V93H235ZM234 94V95H235ZM247 94V93H245ZM252 94V93H251ZM45 95H47L45 93ZM54 95V94H53ZM61 95V94H59ZM96 95V96H97ZM208 95V94H207ZM205 95V96H207ZM218 95V93H217ZM223 95V94H219ZM239 95V94H238ZM243 95V94H241ZM48 96V95H47ZM64 96V94H63ZM188 96V95H187ZM193 96V95H192ZM195 96V95H194ZM203 96V95H202ZM200 96V97H202ZM211 96V95H210ZM215 96V95H214ZM225 96V94H224ZM228 96V95H227ZM230 96V95H229ZM232 96V93H231ZM240 96V95H239ZM237 96V97H239ZM244 98L247 95H243ZM256 96V95H255ZM258 96V95H257ZM1 97V96H0ZM27 97V96H26ZM29 97L30 93H29ZM33 97V96H32ZM44 97V96H43ZM49 97V96H48ZM99 97V95H98ZM199 97V96H198ZM234 97V96H233ZM23 98V97H22ZM34 98V97H33ZM38 97H36L37 99ZM50 98V97H49ZM128 98V97H126ZM181 99V97H179ZM189 98V97H188ZM194 98V97H193ZM196 98V97H195ZM205 98V97H204ZM202 98V99H204ZM211 98V97H209ZM214 98V97H213ZM224 98V97H223ZM232 98V97H231ZM243 98V97H242ZM260 98V96H259ZM258 98V99H259ZM262 98V97H261ZM51 99V98H50ZM56 99V97H55ZM62 99V98H61ZM61 99H57L61 100ZM184 99V98H183ZM199 99V98H198ZM206 99V98H205ZM234 99V98H233ZM23 100V99H22ZM63 100V99H62ZM175 100V99H174ZM216 100V99H215ZM221 100V99H220ZM229 100V99H228ZM241 100V99H240ZM3 101V100H2ZM28 101V99H27ZM36 101V100H35ZM43 101V100H42ZM48 101V100H47ZM54 101V100H53ZM140 101V100H139ZM182 101V100H181ZM188 101V100H187ZM239 101V100H238ZM237 101V103H238ZM248 101V100H247ZM262 101V100H261ZM1 102V101H0ZM19 102V101H18ZM45 102V101H44ZM49 102V101H48ZM63 102V101H61ZM66 102V101H65ZM68 102V100H67ZM70 104L71 101H69ZM68 102V104H69ZM74 104V100L72 101ZM77 102V101H76ZM97 102V101H96ZM125 102V101H124ZM127 102V101H126ZM125 102V103H126ZM166 102V100H165ZM170 102V101H168ZM197 102V101H195ZM201 102V101H200ZM213 102V101H212ZM219 102V101H218ZM216 102V103H218ZM244 102V101H243ZM250 102V100L248 101ZM247 102V103H248ZM264 102V101H262ZM25 103V101H24ZM47 103V102H46ZM53 103V102H52ZM92 103V102H91ZM99 103V102H98ZM132 103V102H131ZM177 103V102H176ZM211 103V102H210ZM259 103V102H258ZM27 104V103H26ZM31 104V99L30 103ZM49 104V103H47ZM51 104V103H50ZM49 104V105H50ZM59 104V103H58ZM63 104V103H62ZM67 104V106H68ZM128 104V103H127ZM130 104V103H129ZM133 104V103H132ZM168 104V103H167ZM192 103H190L191 105ZM199 104V103H197ZM209 104V103H208ZM214 104V103H213ZM233 104V103H232ZM242 104V102H240ZM246 104V103H244ZM252 104V103H251ZM250 104V105H251ZM16 105V104H15ZM48 105V106H49ZM76 105V104H75ZM80 105V103H79ZM78 105V106H79ZM103 105V104H102ZM175 105V104H174ZM184 105V104H183ZM194 105V104H193ZM218 105V104H217ZM249 105V106H250ZM254 105V103H253ZM23 106V105H22ZM35 106V105H34ZM58 106V105H57ZM135 106V105H134ZM138 106V104H137ZM173 106V105H172ZM197 106V105H196ZM236 106V104H235ZM240 106V105H239ZM238 106V107H239ZM252 106V105H251ZM41 107V106H40ZM61 107V105H60ZM108 107V106H107ZM114 107V106H113ZM122 107V106H120ZM188 107V106H187ZM192 107V106H191ZM211 107V106H210ZM222 106L223 110L229 108ZM30 108V107H29ZM34 110V107L32 105ZM38 108V107H35ZM65 107H63L64 110ZM83 108V107H82ZM89 108V107H88ZM96 108V107H95ZM94 108V109H95ZM105 108V107H104ZM103 108V109H104ZM130 108V107H129ZM169 111V106L167 107ZM186 108V107H185ZM197 108V107H195ZM194 108V109H195ZM212 108L215 109L212 105ZM231 108V107H230ZM224 114L218 115L216 121L210 125H199L200 123L190 119L189 117L182 116L181 114H162L158 113L152 115L147 113L146 110L139 111V118L125 120L121 123L113 122L107 125V122L95 124L92 130H88L82 134L81 140L88 143L91 147H96L99 153V159L103 162L107 174H112L122 181L128 193L130 201V214L134 228L139 233V239L128 236V251L121 253L120 251L112 253L109 250H97L96 246L91 245L89 249H80L65 239L59 224L55 223V218H50L47 214L41 215L31 222L33 226L29 234L25 233L21 236V247L18 253L19 260L23 264H264V108L252 107L246 109L231 108ZM241 108V106H240ZM245 108V107H243ZM31 109V108H30ZM44 109V108H43ZM46 109V108H45ZM68 109V108H67ZM73 111V108H70ZM73 109V110H71ZM80 109V107H79ZM90 109V108H89ZM88 109V110H89ZM94 109H92L94 111ZM112 109V108H111ZM124 109V108H123ZM139 110L138 108H136ZM145 109V108H144ZM55 110V109H54ZM59 110V109H58ZM57 110V112H58ZM87 110V111H88ZM97 110V109H96ZM110 110V109H109ZM173 110V109H172ZM178 110V109H177ZM181 110V109H180ZM186 110V109H185ZM192 110V108H191ZM211 110V109H210ZM218 110V109H217ZM28 111V108H27ZM32 111V110H31ZM48 111V109H47ZM68 111V112H70ZM86 111V110H85ZM119 111V110H118ZM183 112V109L181 110ZM200 111V110H199ZM209 111V110H207ZM35 112V111H34ZM45 112V111H44ZM53 113V110L50 111ZM55 112V111H54ZM65 112V110H64ZM75 112V111H74ZM112 112V111H111ZM111 112H107L108 114ZM116 112V110L114 111ZM113 112V113H114ZM121 112V111H120ZM150 112V111H149ZM171 112V111H169ZM180 112V111H176ZM198 112V111H197ZM37 113V112H36ZM79 113V112H78ZM88 113V112H86ZM112 113V114H113ZM124 113V112H123ZM129 113V112H128ZM131 113V111H130ZM129 113V114H130ZM217 113V112H216ZM220 113V112H218ZM33 114V113H32ZM77 114V113H76ZM96 114V112H95ZM102 114V113H101ZM127 114V113H126ZM132 114H135L132 113ZM131 114V115H132ZM199 114V113H198ZM25 115V114H24ZM28 115V114H27ZM35 115V114H34ZM40 115V113H39ZM58 113L56 114V116ZM70 115V114H69ZM79 115V114H78ZM94 115V114H93ZM106 115V114H105ZM104 115V116H105ZM110 115V114H109ZM213 115V114H212ZM62 116V115H61ZM65 116V115H63ZM62 116V117H63ZM68 116V115H67ZM85 116H88L85 114ZM84 116V117H85ZM97 116V114H96ZM124 116V114H123ZM137 116V115H136ZM135 116V117H136ZM197 116V115H196ZM195 116V117H196ZM208 116V115H207ZM28 117V116H27ZM41 117V116H40ZM47 117V115H46ZM53 117V116H52ZM51 117V119H52ZM55 117V115H54ZM66 117V116H65ZM100 117V115H99ZM98 117V119H100ZM122 117V116H121ZM126 117V116H125ZM122 117V118H125ZM204 117V116H203ZM60 118V117H59ZM97 118V117H96ZM109 118V117H107ZM118 118V116L116 117ZM120 118V117H119ZM210 118V117H209ZM28 119V118H27ZM37 119V117H36ZM40 119V118H39ZM56 119V117H55ZM63 119V118H62ZM65 119V118H64ZM83 119V118H81ZM115 119V118H113ZM112 119V120H113ZM121 119V118H120ZM128 119V118H127ZM216 119V118H215ZM26 120V119H25ZM44 120V119H43ZM54 120V119H53ZM97 120V119H96ZM119 121V119H116ZM204 120V118H203ZM36 120H33V122ZM40 121V120H39ZM47 121V120H46ZM66 121V120H65ZM70 121V120H68ZM202 121V120H201ZM210 121V120H209ZM37 122V121H36ZM57 122V121H56ZM59 122H61L59 120ZM71 122V121H70ZM74 122V121H73ZM95 122V121H94ZM112 122V121H111ZM35 123V122H34ZM51 124V122L48 121ZM58 123V122H57ZM79 123V122H78ZM85 123V122H84ZM93 123V122H92ZM209 123V122H208ZM46 124V123H45ZM55 124V123H54ZM60 124V123H59ZM67 124V121H66ZM76 124V123H75ZM43 125V124H42ZM53 125V124H52ZM51 125V126H52ZM3 126V125H2ZM6 127L8 125H5ZM11 126V125H10ZM23 126V125H22ZM40 127V125H38ZM37 126V127H38ZM44 126V125H43ZM59 126V125H57ZM65 127V125L63 124ZM73 126V124H72ZM71 126V127H72ZM81 127V125H79ZM78 126V127H79ZM86 126V125H85ZM83 126V127H85ZM35 128V126H33ZM45 127V126H44ZM62 127V126H60ZM63 127V128H64ZM47 128V126H46ZM56 128V127H55ZM63 128L61 130H63ZM73 128V127H72ZM3 129V128H2ZM11 129V128H9ZM37 129V128H36ZM51 129V128H50ZM58 129V128H57ZM65 129V128H64ZM76 129V128H74ZM87 129V128H85ZM29 130V129H28ZM42 130V129H40ZM60 130V129H59ZM8 131V129H7ZM22 131V130H20ZM50 131V130H49ZM56 131V130H55ZM65 130H63L64 132ZM2 132V131H1ZM6 132V131H5ZM16 132V130H15ZM26 132V131H25ZM37 133L33 131V133ZM52 132V131H51ZM57 132V131H56ZM62 132V131H61ZM60 132V133H61ZM71 132V130H70ZM11 133V132H9ZM42 133L46 134V132ZM54 133V132H53ZM79 133V132H78ZM2 134V133H1ZM8 134V133H7ZM15 135V133H13ZM12 134V135H13ZM16 134H19L16 133ZM22 134V132H21ZM25 134V133H24ZM30 134V133H29ZM55 134V133H54ZM3 135V134H2ZM57 135V134H56ZM59 135V134H58ZM9 136V135H8ZM32 136V135H31ZM30 136V137H31ZM39 136V135H37ZM77 136V135H75ZM35 137V134L34 136ZM40 137V136H39ZM38 137V138H39ZM46 135H43V138ZM50 137V136H48ZM52 137V136H51ZM54 137V135H53ZM1 138V137H0ZM11 138V137H8ZM13 138V137H12ZM20 138V137H18ZM22 137V141L23 140ZM28 138V137H27ZM37 138V139H38ZM2 139V138H1ZM0 139V140H1ZM16 139V138H15ZM21 139V138H20ZM26 139V138H25ZM46 139V138H45ZM50 139V138H49ZM56 139V138H55ZM65 138H63L64 140ZM19 140V139H18ZM17 140V141H18ZM31 140V139H30ZM39 140V139H38ZM57 140V139H56ZM27 141V140H26ZM34 140L33 143H35ZM42 141V138H41ZM47 141V140H46ZM58 141V140H57ZM76 141V140H75ZM11 142V141H10ZM13 142V141H12ZM29 142V141H28ZM38 142V141H37ZM36 142V143H37ZM40 142V141H39ZM45 142V141H44ZM71 142V141H70ZM80 143V141H78ZM20 143V142H19ZM30 143V142H29ZM2 144V143H1ZM5 144V143H3ZM2 144V145H3ZM10 144V143H9ZM14 144V143H12ZM11 144V145H12ZM46 144V143H44ZM56 144V143H55ZM7 145V144H6ZM14 144L13 146H16ZM23 145V144H22ZM26 145V144H25ZM60 145V144H58ZM83 145V143L81 144ZM88 145V146H89ZM9 146V145H8ZM36 146V145H35ZM39 146V145H38ZM46 146V145H45ZM67 146V145H66ZM89 146V147H90ZM29 147V145H28ZM52 147V146H51ZM56 147V146H55ZM61 147V146H60ZM59 147V148H60ZM68 147H72L69 145ZM12 148V147H11ZM85 148V147H84ZM83 148V149H84ZM17 149V148H15ZM19 149V148H18ZM28 149V148H27ZM79 149V148H78ZM25 150V149H23ZM31 150V146H30ZM46 150V149H45ZM57 150V149H56ZM90 150V149H89ZM86 150V151H89ZM92 150V149H91ZM47 151V150H46ZM58 151V150H57ZM82 151V150H81ZM109 151V153H105ZM14 152V151H13ZM20 152V151H19ZM26 152V151H25ZM34 152V151H33ZM44 152V151H43ZM54 152V151H53ZM80 152V151H79ZM60 153V152H59ZM90 153V152H89ZM22 154V152H21ZM34 154V153H33ZM76 154V153H75ZM74 154V155H75ZM80 154V153H79ZM82 154V153H81ZM85 154V153H84ZM83 154V155H84ZM104 157L102 158V155ZM25 155V154H24ZM45 155V154H44ZM48 155V154H47ZM94 155V154H93ZM28 156V155H27ZM58 156V155H56ZM62 156V155H61ZM64 156V155H63ZM77 156V155H76ZM82 156V155H81ZM86 156V154H85ZM84 156V157H85ZM90 156V155H89ZM38 157V156H37ZM45 157V156H44ZM51 157V156H50ZM53 157V156H52ZM70 157V156H68ZM74 157V156H73ZM72 157V158H73ZM79 157V156H78ZM30 158V157H29ZM42 158V157H41ZM40 158V159H41ZM75 158V157H74ZM91 158V157H90ZM96 158V157H95ZM31 159V158H30ZM34 159V158H33ZM51 159V158H50ZM59 159V158H58ZM62 159V158H61ZM46 160V159H45ZM52 160V159H51ZM56 160V159H55ZM53 162H56V161ZM71 160V159H68ZM75 160V159H74ZM78 160V159H77ZM89 160V159H88ZM44 161V160H43ZM48 161V160H46ZM59 161V160H58ZM81 161V160H80ZM84 161V160H83ZM63 162V161H62ZM67 162V161H66ZM72 164L73 162L70 161ZM69 162V163H70ZM78 162V161H77ZM93 162V161H92ZM34 163V161H33ZM42 163V162H41ZM48 163V162H47ZM81 163V162H80ZM85 163V162H83ZM88 163V162H87ZM85 163V164H87ZM91 163V161H90ZM98 163V162H97ZM61 164V163H60ZM40 165V164H39ZM48 165V164H46ZM52 165V164H51ZM75 165V164H74ZM73 165V166H74ZM82 165V164H81ZM90 165V164H89ZM31 166V165H30ZM33 166V165H32ZM38 166V164L36 165ZM45 166V165H44ZM55 167V165H53ZM67 166V165H65ZM64 166V167H65ZM86 166V165H84ZM88 166V164H87ZM92 166V165H91ZM94 166V165H93ZM92 166V167H93ZM47 167V166H45ZM50 170V165L48 166ZM52 167V166H51ZM52 167V168H54ZM61 166H59L60 168ZM63 167V168H64ZM77 167V166H76ZM22 168V167H20ZM25 168V167H24ZM30 168V167H29ZM62 168V171H63ZM71 168V167H70ZM69 168V169H70ZM10 169V168H8ZM13 169V168H12ZM57 169V167L55 168ZM55 169H52L55 171ZM72 169V168H71ZM82 169V168H79ZM25 170V169H24ZM36 170V168H35ZM66 170V169H65ZM68 170V169H67ZM76 170V169H75ZM13 171V170H12ZM18 172L20 170H17ZM27 171V170H26ZM42 171V170H41ZM46 171V170H45ZM48 171V169H47ZM53 171V172H54ZM72 171H74L72 169ZM3 172V171H2ZM8 172V171H7ZM30 172V171H29ZM34 172V171H33ZM36 172V171H35ZM38 172V171H37ZM58 172V171H56ZM54 172V173H56ZM80 172V171H79ZM5 173V172H4ZM13 173V172H11ZM23 173V171H22ZM40 173V171H39ZM42 173V172H41ZM44 173V171H43ZM42 173V174H43ZM47 173V172H46ZM64 173V171L62 172ZM76 173V172H75ZM102 173V171H101ZM8 174V173H7ZM32 174V173H31ZM36 174V173H34ZM45 174V173H44ZM53 174V173H51ZM58 175V173H56ZM54 174V175H56ZM73 174V172H72ZM10 175V173L8 174ZM60 175V174H59ZM100 174L99 167L94 166L88 168L87 171L80 172L78 177L87 183V180L98 177ZM16 176V175H15ZM19 176V175H18ZM50 176V175H49ZM48 176V177H49ZM75 176V175H73ZM106 176V175H104ZM5 177V176H4ZM10 177V176H7ZM34 177V176H33ZM37 177V176H36ZM62 177V176H61ZM108 177V176H107ZM2 178V177H1ZM0 178V180H1ZM19 178V177H18ZM39 178V177H38ZM42 178V177H41ZM51 178V177H49ZM48 178V179H49ZM64 178V177H63ZM73 178V177H72ZM5 179V178H4ZM14 179V178H13ZM76 178L75 180H77ZM104 179V177H103ZM115 179V178H114ZM10 180V179H9ZM33 179H31L32 181ZM44 180V179H43ZM47 180V179H46ZM60 180V179H59ZM118 180V181H119ZM52 180H50L51 182ZM72 181V179H71ZM92 181V180H91ZM94 181V180H93ZM113 181V180H112ZM3 182V181H2ZM10 182V181H9ZM17 182V179H16ZM49 182V183H50ZM56 182V181H55ZM62 182V181H61ZM74 182V180H73ZM79 182V181H78ZM11 183V182H10ZM59 183V182H58ZM68 183V182H67ZM70 183V182H69ZM82 183V182H81ZM109 183V182H108ZM116 183V182H115ZM14 184V183H13ZM23 185V183H20ZM26 184V183H25ZM63 184V183H62ZM65 184V183H64ZM107 184V183H106ZM111 182L109 183V185ZM2 185V184H1ZM8 185V184H7ZM34 183H32V186ZM72 185V184H71ZM78 185V184H77ZM90 185V184H89ZM92 185V184H91ZM114 185V184H113ZM120 185V184H119ZM15 186V185H13ZM39 187L38 183L35 185ZM44 188L45 186L42 185ZM48 186V185H47ZM59 186V185H58ZM79 186V185H78ZM96 186V185H94ZM106 186V185H105ZM108 186V185H107ZM1 187V186H0ZM9 187V186H7ZM30 187V186H29ZM63 187V186H60ZM83 187V186H82ZM104 188V186L102 185ZM121 187V186H120ZM6 188V187H5ZM31 188V187H30ZM34 188V187H33ZM41 188V187H40ZM50 188V186L48 187ZM45 188V189H48ZM66 188V187H65ZM77 188V187H76ZM75 188V189H76ZM100 188V187H99ZM113 188V187H111ZM122 188V187H121ZM1 189V188H0ZM14 189V188H13ZM52 189V188H51ZM69 189V188H68ZM72 189V188H71ZM70 189V190H71ZM85 189V188H84ZM88 188H86L87 190ZM101 189V188H100ZM105 189V188H104ZM110 189V187H109ZM120 189V188H119ZM11 190V189H9ZM16 190V189H15ZM57 190V189H56ZM69 190V191H70ZM78 190V189H77ZM117 190V189H116ZM122 190V189H121ZM120 190V191H121ZM5 191V190H3ZM34 191V190H33ZM61 191V190H60ZM72 191V190H71ZM76 191V190H75ZM89 191V190H88ZM100 191V190H96ZM2 192V191H0ZM12 192V191H11ZM21 192V191H20ZM56 192V191H55ZM59 192V191H58ZM86 192V191H85ZM111 192V191H110ZM109 192V193H110ZM6 193V192H5ZM3 193V194H5ZM24 193V191H23ZM30 193V192H29ZM54 193V191H53ZM63 193V192H62ZM87 193V192H86ZM106 193V192H105ZM123 193V192H122ZM16 194V193H15ZM50 194V193H49ZM66 194V193H65ZM95 194V193H94ZM96 193L95 195H97ZM100 194V193H99ZM98 194V195H99ZM125 194V193H124ZM6 195V194H5ZM38 195V194H37ZM51 195H53L51 193ZM56 195V194H55ZM61 195H64L61 194ZM75 196V194L73 193ZM77 195V194H76ZM92 195V194H91ZM108 195V194H107ZM122 195V194H121ZM2 196V194H1ZM19 196V195H18ZM29 195H27L28 197ZM34 196V195H33ZM39 196V195H38ZM46 196V195H45ZM50 196V195H49ZM57 196V195H56ZM65 196V195H64ZM69 196V195H68ZM82 196V194H81ZM111 196V195H110ZM7 197V195H6ZM26 197V196H25ZM24 197V198H25ZM54 197V196H53ZM63 197V196H61ZM67 197V195H66ZM100 197V196H99ZM106 197V196H105ZM109 197V196H108ZM126 197V196H125ZM126 197V198H127ZM3 198V197H2ZM11 198V197H10ZM45 198V197H43ZM47 198V197H46ZM70 198V197H69ZM68 198V199H69ZM73 198V197H71ZM70 198V199H71ZM77 198V197H76ZM81 198V197H80ZM88 198V197H87ZM91 198V197H90ZM124 198V197H123ZM1 199V198H0ZM5 199V198H3ZM18 199V198H17ZM16 199V200H17ZM22 199V198H21ZM29 199V198H27ZM32 199V197H31ZM42 199V198H39ZM49 199V198H48ZM61 199V198H60ZM64 200V198H62ZM67 199V201H68ZM82 200L84 198H81ZM2 200V199H1ZM7 200V199H6ZM10 200V199H9ZM26 200V199H25ZM52 201L54 199H51ZM62 200V201H63ZM73 200V199H71ZM75 200V199H74ZM81 200V201H82ZM101 200V199H100ZM113 200V199H112ZM31 201V200H30ZM37 201V200H35ZM79 201V199H78ZM93 201V200H92ZM119 201V200H118ZM120 201H122L120 199ZM119 203L121 204V202ZM12 202V201H10ZM34 202V201H33ZM41 202V201H40ZM40 202H36L39 203ZM66 202V200L64 201ZM99 202V201H98ZM105 202V201H104ZM108 202V201H107ZM23 203V201H22ZM20 203V204H22ZM25 203V202H24ZM23 203V204H24ZM44 203V201H43ZM57 203V201H56ZM111 203V202H110ZM109 203V204H110ZM115 203V202H114ZM118 203V202H117ZM22 204V206H24ZM29 204V203H28ZM33 204V203H32ZM31 204V205H32ZM81 204V203H80ZM88 204V203H87ZM95 204V202H94ZM103 204V203H102ZM108 204V203H107ZM1 205V204H0ZM41 205V204H40ZM55 205V204H53ZM65 205V203H64ZM67 205V204H66ZM74 205V204H72ZM101 205V204H100ZM105 205V204H103ZM111 205V204H110ZM4 206V205H3ZM17 206V204H16ZM19 206V205H18ZM84 206V205H83ZM93 206V205H92ZM106 206V205H105ZM118 206V204H117ZM20 207V206H19ZM68 207V206H67ZM89 207V206H87ZM91 207V206H90ZM89 207V208H90ZM107 207V206H106ZM111 207V206H110ZM116 207V205H115ZM114 207V209H115ZM2 208V207H1ZM0 208V209H1ZM12 208V207H11ZM10 208V209H11ZM43 208V207H41ZM71 208V207H70ZM74 208V207H72ZM79 208V207H78ZM85 208V207H84ZM95 208V207H93ZM15 209V208H14ZM21 209V208H20ZM38 209V206L37 208ZM57 209V208H55ZM65 209V208H64ZM82 209V208H81ZM98 209V208H97ZM109 209V208H108ZM107 209V210H108ZM116 209H118L116 207ZM127 208L126 210H128ZM26 210V209H25ZM46 210V209H45ZM68 210V209H67ZM85 210V209H83ZM111 210V208H110ZM121 210V209H120ZM39 211V209H38ZM42 211V210H41ZM50 211V210H49ZM57 211V210H56ZM70 211V210H68ZM95 211V210H94ZM6 212V211H5ZM67 212V211H66ZM74 212V211H72ZM81 212V210H80ZM90 212V211H89ZM93 212V211H92ZM96 212V211H95ZM94 212V214H96ZM107 212V211H106ZM122 212H127L123 211ZM23 213V212H22ZM26 213V212H25ZM50 214V212H48ZM71 213V211H70ZM84 213V211H83ZM128 213V212H127ZM20 214V213H19ZM44 214V213H42ZM52 214H55V212ZM69 214V213H68ZM81 216V213H78ZM91 214V213H89ZM93 214V215H94ZM104 214V213H102ZM18 215V214H17ZM30 215V214H29ZM59 215V213H58ZM67 215V213H66ZM86 215V214H85ZM92 215V214H91ZM110 215V214H109ZM2 216V215H1ZM9 216V215H6ZM20 216V215H18ZM26 216V214H25ZM57 216V215H56ZM63 216V215H61ZM79 216V217H80ZM87 216V215H86ZM130 216V215H129ZM4 217V216H3ZM22 217V215H21ZM33 217V216H32ZM64 217V216H63ZM85 217V216H84ZM89 217V216H88ZM98 217V214H97ZM105 217V216H104ZM6 218V217H5ZM8 218V217H7ZM28 218V216H27ZM58 218V216H57ZM61 219V217H59ZM66 218V217H65ZM76 218V217H75ZM91 218V217H89ZM94 218V217H92ZM91 218V219H92ZM100 218V217H99ZM109 218V216H108ZM116 218V217H115ZM114 218V219H115ZM1 219V218H0ZM9 219V218H8ZM19 219V218H17ZM78 219V218H77ZM81 219V218H80ZM102 219V218H101ZM106 219V218H105ZM4 220V219H3ZM20 220V219H19ZM18 220V221H19ZM27 220V219H24ZM58 220V219H57ZM86 219H84L85 222ZM88 220V219H87ZM100 220V219H99ZM117 220V219H116ZM124 220V219H123ZM2 221V220H1ZM12 221V220H11ZM21 221V220H20ZM64 221V219L62 220ZM110 221V220H109ZM70 222V221H69ZM78 222V220H77ZM89 222V221H88ZM88 222H85L88 224ZM92 222V221H91ZM111 222V221H110ZM115 222V221H113ZM122 222V221H121ZM1 223V222H0ZM7 223V222H6ZM12 223V222H10ZM20 223V222H19ZM28 223V222H27ZM49 223L52 226L47 227ZM71 223V222H70ZM98 223V222H97ZM127 223V222H126ZM15 224V223H14ZM13 224V225H14ZM21 224V223H20ZM90 224V222H89ZM93 224V223H92ZM91 224V225H92ZM110 224V223H109ZM75 225V224H74ZM81 225V224H79ZM86 225V224H85ZM83 225V226H85ZM97 225V224H96ZM107 225V224H106ZM120 225V224H119ZM128 225V224H127ZM4 226V225H3ZM9 226V225H7ZM16 226V225H14ZM124 226V225H123ZM2 227V226H1ZM12 227V226H11ZM18 227V226H17ZM41 234L37 233V229L41 228ZM47 227V228H46ZM69 227V226H68ZM103 227V225H102ZM101 227V228H102ZM116 227V226H115ZM120 227V226H118ZM126 227V224L125 226ZM3 228V227H2ZM16 228V227H15ZM14 227L11 230L15 229ZM85 227L83 230L85 232ZM88 228V227H87ZM92 228V227H90ZM96 228V227H94ZM113 228V227H112ZM5 229V228H4ZM18 229V228H16ZM20 229V227H19ZM77 229V228H76ZM98 229V228H96ZM106 229V228H105ZM115 229V228H114ZM3 230V229H2ZM10 230V228H9ZM88 230V229H87ZM121 230V228H120ZM99 231V230H98ZM17 232V230H16ZM22 232V231H21ZM82 232V231H78ZM94 232V231H92ZM107 232V231H106ZM117 232V231H116ZM115 232V233H116ZM120 232V231H119ZM13 233V232H12ZM86 233V232H85ZM114 233V232H111ZM1 234V233H0ZM11 234V233H10ZM14 234V233H13ZM16 234V233H15ZM88 234V233H87ZM96 234V233H95ZM123 234V233H122ZM17 235V234H16ZM23 235V233H22ZM90 235V232H89ZM14 236V235H13ZM92 236V235H91ZM90 236V237H91ZM120 236V235H119ZM133 236V235H132ZM5 237V236H3ZM7 237V235H6ZM95 237V236H94ZM93 237V238H94ZM110 237V236H109ZM117 237V236H115ZM136 237V236H135ZM9 238V237H8ZM14 238V237H13ZM16 238V237H15ZM92 238V237H91ZM3 239V238H2ZM6 239V238H5ZM9 240H12L9 238ZM18 240H20L18 238ZM3 241V240H2ZM13 241V240H12ZM16 241V240H15ZM115 241V239L113 240ZM5 242V241H4ZM11 242V241H10ZM19 242V241H18ZM74 242V241H73ZM117 242V241H116ZM9 243V242H6ZM12 243V242H11ZM20 243L18 245H20ZM85 243V242H84ZM83 243V244H84ZM102 243V242H101ZM100 243V244H101ZM114 243V242H113ZM124 243V242H123ZM7 245V244H5ZM13 245V244H12ZM111 245V244H110ZM119 245V244H118ZM126 245V243H125ZM2 248V247H1ZM0 248V249H1ZM86 248V247H84ZM108 248V246H107ZM110 248V247H109ZM116 249L115 247H113ZM12 249V248H11ZM112 249V248H111ZM3 250V249H1ZM9 250V249H8ZM17 250V249H16ZM125 251L124 249H121ZM7 251V250H6ZM94 252L95 258L86 260L82 252ZM112 251V250H111ZM12 252V251H11ZM16 253V252H15ZM3 254V253H2ZM14 254V253H13ZM111 254V255H110ZM10 255V254H9ZM15 255V254H14ZM1 256V255H0ZM5 257V256H4ZM1 258V257H0ZM3 258V257H2ZM92 258V257H91ZM5 259V258H4ZM3 259V260H4ZM6 260V259H5ZM9 261V260H8ZM7 261V262H8ZM15 261V260H14ZM17 261V260H16ZM2 262V260H1ZM5 262V261H3ZM50 262V263H51ZM16 263V262H15ZM14 264V263H13Z\"/></svg>", "mask_w": 264, "mask_h": 264}]
</instances>
